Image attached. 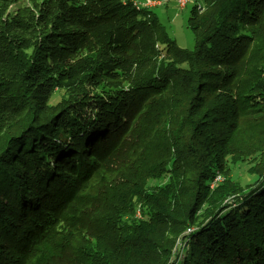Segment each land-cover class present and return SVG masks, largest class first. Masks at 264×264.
Wrapping results in <instances>:
<instances>
[{
    "label": "trees",
    "instance_id": "trees-1",
    "mask_svg": "<svg viewBox=\"0 0 264 264\" xmlns=\"http://www.w3.org/2000/svg\"><path fill=\"white\" fill-rule=\"evenodd\" d=\"M198 4L0 0V264H264V0Z\"/></svg>",
    "mask_w": 264,
    "mask_h": 264
},
{
    "label": "rangeland",
    "instance_id": "rangeland-1",
    "mask_svg": "<svg viewBox=\"0 0 264 264\" xmlns=\"http://www.w3.org/2000/svg\"><path fill=\"white\" fill-rule=\"evenodd\" d=\"M141 5L149 2H160L161 4L153 8L161 21L168 29L170 36L176 40L178 46L185 50H193L195 48V39L191 31L188 21L190 11L193 6L200 5L198 0H186L185 7L177 4V0H136ZM15 8H11L13 11ZM200 11V10H199ZM62 101V94L57 92L51 100L52 105H56ZM247 164H240L234 167V178H241L243 182L251 183L252 180L247 175Z\"/></svg>",
    "mask_w": 264,
    "mask_h": 264
},
{
    "label": "bare ground",
    "instance_id": "bare-ground-1",
    "mask_svg": "<svg viewBox=\"0 0 264 264\" xmlns=\"http://www.w3.org/2000/svg\"><path fill=\"white\" fill-rule=\"evenodd\" d=\"M136 6H139V7H144V6H140L139 3L136 1V0H131ZM161 3L160 2H155V6H158L160 5ZM187 4V1L186 0H181V7H185ZM155 6H152V7H155ZM220 179V178H219ZM218 179V180H219Z\"/></svg>",
    "mask_w": 264,
    "mask_h": 264
},
{
    "label": "built area",
    "instance_id": "built-area-1",
    "mask_svg": "<svg viewBox=\"0 0 264 264\" xmlns=\"http://www.w3.org/2000/svg\"><path fill=\"white\" fill-rule=\"evenodd\" d=\"M138 3H139V2H138ZM177 4L181 5V0H177ZM139 5H140V6H144V7H146V8H150V7H152V6H155V2H149V3H146V4H144V5H141V4L139 3Z\"/></svg>",
    "mask_w": 264,
    "mask_h": 264
}]
</instances>
